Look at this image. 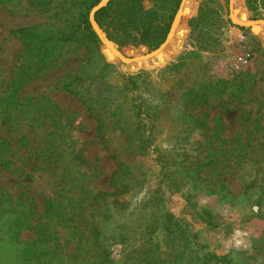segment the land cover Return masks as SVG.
<instances>
[{
  "label": "rangeland",
  "instance_id": "1",
  "mask_svg": "<svg viewBox=\"0 0 264 264\" xmlns=\"http://www.w3.org/2000/svg\"><path fill=\"white\" fill-rule=\"evenodd\" d=\"M99 1L0 0V264H264V23L188 0L171 50L124 70L89 22ZM85 5L96 36L55 59L13 33L68 35ZM232 5L264 20L261 0Z\"/></svg>",
  "mask_w": 264,
  "mask_h": 264
},
{
  "label": "trees",
  "instance_id": "2",
  "mask_svg": "<svg viewBox=\"0 0 264 264\" xmlns=\"http://www.w3.org/2000/svg\"><path fill=\"white\" fill-rule=\"evenodd\" d=\"M146 1L149 2L148 6L145 5ZM261 1L262 4H264V0ZM187 6L189 7L190 4L188 3ZM90 7L91 5H85V11L81 14L79 23L74 26L73 31L68 35L54 37L47 34H37L31 30H14L13 33L22 41L32 43L37 51L43 49L40 55L42 61H46L50 57L55 59L58 55L59 48L66 42L81 37L93 38L96 36L90 30L88 22V11ZM177 8L178 3H176L173 9H170L167 0H109L104 7L95 12V18L106 31L109 39L118 45H145L151 49L157 48L164 41ZM237 8L240 9L238 0H236V9ZM81 28L82 30L80 31ZM261 28L264 30L263 27ZM125 52L130 55H139L137 51L130 48L126 49ZM33 54L34 56H38L37 52H34ZM184 98L186 103H188V101L197 103L205 99V92L197 93L195 91H190ZM51 204L52 201L50 199H46L44 202V210L47 214L52 211ZM172 220V216L168 215L164 227L168 232L171 223L173 222ZM24 222V214L22 212L14 217L13 225L18 229L17 234ZM93 241L97 240L93 239ZM26 252L32 251L30 248H27ZM169 254H173L172 259L176 258V252H169ZM105 258L106 257H104V259ZM104 259L100 260V264L104 263ZM205 261L208 263L220 262L222 264V262H226V259L224 256L206 253L202 257V262Z\"/></svg>",
  "mask_w": 264,
  "mask_h": 264
},
{
  "label": "water",
  "instance_id": "3",
  "mask_svg": "<svg viewBox=\"0 0 264 264\" xmlns=\"http://www.w3.org/2000/svg\"><path fill=\"white\" fill-rule=\"evenodd\" d=\"M108 1L109 0H100L97 5L92 7V9L90 10V13H89V22L91 24L92 29L97 34V36L99 37V39L102 43V52L105 55L106 59L109 60L108 58L111 57L113 54V52L109 51V49L107 48V43L111 42L114 44V46L116 48V51H114L116 57L119 59V62H123L125 64L123 66V69L127 70L130 63H134L135 61H137L136 60L137 56H135L132 59L124 57L122 55V53L118 50L117 45L108 39L105 32L101 29V27L99 26V24L97 23V21L95 19V12L97 10H99L100 8L104 7L108 3ZM182 5H183V1L180 4V6L178 7V9L174 15L173 21L171 23L170 29L166 35L165 40L160 44V46L158 48L140 55L141 59H143L147 62L159 61V60H161V58H160L161 50H164V49L165 50H171L173 44L177 43V36L172 31H173V28L176 26V24L179 23V20L182 17V15L187 12L186 8L182 9ZM230 14H231V12H230ZM230 19L234 24L241 25L238 22L234 21L231 18V15H230ZM255 21H260V22L264 23V20H250L249 19L250 24H248L247 26L246 25H242V26L249 27L251 29V31L254 32V30H253L254 26H253L252 22H255Z\"/></svg>",
  "mask_w": 264,
  "mask_h": 264
},
{
  "label": "bare ground",
  "instance_id": "4",
  "mask_svg": "<svg viewBox=\"0 0 264 264\" xmlns=\"http://www.w3.org/2000/svg\"><path fill=\"white\" fill-rule=\"evenodd\" d=\"M187 2H188V0H183L182 9H183V8H186ZM230 3H231V4H230V5H231V14H230V15H231V18H232L234 21H236V22H238L239 24H241V25H246V26H247L248 24H250L248 20H244V21H242V20H238V19H236V15H234V9H233V8H235V7H233V5H232V4H236V2H235V0H231ZM262 23H263V22H260V21L252 22V24H253V26H254V28H253L254 33H256V32H258V31L260 30V26H259V24H262ZM176 26H177V24H176ZM176 26L173 28V31H172L173 33L175 32ZM261 27H262V26H261ZM107 48L109 49V51L113 52L112 56L109 57L108 59L111 60L112 57H114V59H117V60L119 61V59L116 57V55H115V53H114V51H116V48H115L114 44L111 43V42H108V43H107ZM163 51H166V50H165V49H164V50H161V53H162ZM136 60H137V61H135L134 63H130V65H134V64H138V63L146 62L145 60H143V59H141V58H139V57H137ZM128 69H129V67H128Z\"/></svg>",
  "mask_w": 264,
  "mask_h": 264
},
{
  "label": "built area",
  "instance_id": "5",
  "mask_svg": "<svg viewBox=\"0 0 264 264\" xmlns=\"http://www.w3.org/2000/svg\"><path fill=\"white\" fill-rule=\"evenodd\" d=\"M250 53L249 52H246L245 54H244V56H243V61L244 62H247V60L250 58Z\"/></svg>",
  "mask_w": 264,
  "mask_h": 264
}]
</instances>
